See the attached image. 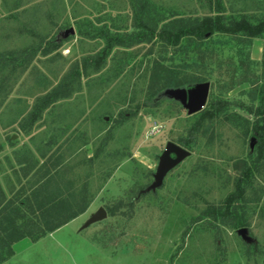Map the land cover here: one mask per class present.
Instances as JSON below:
<instances>
[{
    "label": "rangeland",
    "instance_id": "obj_1",
    "mask_svg": "<svg viewBox=\"0 0 264 264\" xmlns=\"http://www.w3.org/2000/svg\"><path fill=\"white\" fill-rule=\"evenodd\" d=\"M151 1L169 12L209 14L207 0ZM221 1L228 15H264V0ZM85 21L91 22L90 29L107 25L111 32L125 33L132 24L130 4L0 0V54L20 57L39 43L58 44L50 54H37L22 67L10 60L0 65V207L8 195V181H16L8 161L16 165V157L29 151L38 157L35 149L42 148L51 133L58 135V153L78 164L76 171L86 177L91 195L77 218L36 241L16 242L12 252H3L0 264H264V161L253 172L251 185L245 186V230L231 228V218L206 211L233 190L244 163L256 156V139L243 137L231 123L205 122L193 134L190 147H184L193 114L163 92L187 89L202 79L209 83L204 108L213 91L226 99L229 112L253 119L248 111L254 110L256 89L264 83L262 40L232 37L237 45L210 49L196 68L163 73L156 80L164 87L154 90L151 71L145 72V67L153 64L160 47L116 46L97 68L91 59L105 47V40L80 33L76 25ZM83 61L89 64L76 80L75 91L47 105L40 119L21 131L37 97L74 66L81 71ZM171 81L182 84L166 86ZM168 142L189 154L157 185L159 159ZM99 208L105 216L83 226Z\"/></svg>",
    "mask_w": 264,
    "mask_h": 264
},
{
    "label": "trees",
    "instance_id": "obj_2",
    "mask_svg": "<svg viewBox=\"0 0 264 264\" xmlns=\"http://www.w3.org/2000/svg\"><path fill=\"white\" fill-rule=\"evenodd\" d=\"M128 2L132 24L130 30L125 33L111 32L107 25L99 29H90L89 27L92 26L90 21L76 25L80 33H88L92 38L102 37L105 40V47L91 59L97 68L102 65V60L113 47H130L143 43L158 45L161 50L157 53L153 64L149 68L145 67V72L147 69L151 71L152 86L154 90H160L164 86L159 85L158 76H162L163 73L173 74L191 67L196 68L200 58L205 57L210 49L237 45L232 41V37H238L239 40L259 38L262 40L261 66L264 78V15L257 18L247 14H225L221 0H207L209 14L201 17L169 12L151 0H128ZM57 46L55 41H46L27 48L20 57L15 53H2L0 65L3 66L10 60L15 66L22 67L35 55H48ZM166 60L170 62L165 63ZM88 64L87 61H83L81 71L79 66H74L58 84L37 97L34 109L24 123L26 127L20 130L27 131L33 122L39 120L42 109L47 105L68 98L75 91L74 84ZM157 78L159 79L156 80ZM180 84L182 83L171 81L166 86L174 87ZM263 87L264 83L256 89L257 104L254 110L249 108L248 111L253 119L236 112H229L226 99L214 96L211 91L208 105L192 115L194 121L189 130V140L182 144L184 147H190L193 134L205 127V122L210 126L216 121L231 123L232 126L238 127L243 137L251 135L256 139V156L244 163L233 190L219 205H209L206 210L214 217L231 218V228L248 226L244 217L245 205H243L245 186L251 185L253 172L257 171L264 161ZM57 138V134L51 133L42 148L35 149L38 157L30 151L22 157H16L15 163L20 166L19 170L24 169L22 175L17 173L19 170L15 168L16 165H13L11 160L8 161L7 169L9 174L16 176V181L14 183L8 181L11 183L8 195H5L6 198H3L0 207V262L3 260L4 251L12 252L13 244L23 239L33 242L53 232L82 214L91 201L86 177L82 178L76 171L77 163H69L66 161L68 158L58 153L60 144Z\"/></svg>",
    "mask_w": 264,
    "mask_h": 264
},
{
    "label": "water",
    "instance_id": "obj_3",
    "mask_svg": "<svg viewBox=\"0 0 264 264\" xmlns=\"http://www.w3.org/2000/svg\"><path fill=\"white\" fill-rule=\"evenodd\" d=\"M165 94L169 95L171 98L179 101L188 114H194L200 111L206 103L208 93H209V83L208 82H198L192 87L187 89L184 88H169L163 91ZM14 138V135L12 136ZM254 141V137L252 138ZM189 152L182 148L181 146L168 142L160 156L158 170L155 175L156 184L159 185L162 175L172 166L176 165L180 160L187 156ZM173 155V156H172ZM105 216V211L99 208L95 213H93L83 226L95 222ZM240 231L245 230L243 228Z\"/></svg>",
    "mask_w": 264,
    "mask_h": 264
},
{
    "label": "crops",
    "instance_id": "obj_4",
    "mask_svg": "<svg viewBox=\"0 0 264 264\" xmlns=\"http://www.w3.org/2000/svg\"><path fill=\"white\" fill-rule=\"evenodd\" d=\"M77 218V217H76ZM75 219V218H74Z\"/></svg>",
    "mask_w": 264,
    "mask_h": 264
},
{
    "label": "flooded vegetation",
    "instance_id": "obj_5",
    "mask_svg": "<svg viewBox=\"0 0 264 264\" xmlns=\"http://www.w3.org/2000/svg\"><path fill=\"white\" fill-rule=\"evenodd\" d=\"M173 156V155H172Z\"/></svg>",
    "mask_w": 264,
    "mask_h": 264
}]
</instances>
